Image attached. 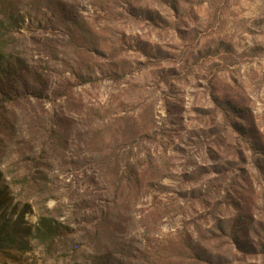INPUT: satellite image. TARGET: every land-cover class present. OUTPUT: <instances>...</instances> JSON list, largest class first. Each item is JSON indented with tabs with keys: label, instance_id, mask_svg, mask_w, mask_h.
<instances>
[{
	"label": "rangeland",
	"instance_id": "374dc122",
	"mask_svg": "<svg viewBox=\"0 0 264 264\" xmlns=\"http://www.w3.org/2000/svg\"><path fill=\"white\" fill-rule=\"evenodd\" d=\"M0 192V264H264V0H0Z\"/></svg>",
	"mask_w": 264,
	"mask_h": 264
},
{
	"label": "trees",
	"instance_id": "16d2710c",
	"mask_svg": "<svg viewBox=\"0 0 264 264\" xmlns=\"http://www.w3.org/2000/svg\"><path fill=\"white\" fill-rule=\"evenodd\" d=\"M5 197L2 196L0 192V207L4 204ZM9 222L7 220H3L0 225V248L4 246H10L15 243L16 239V229H20L22 227V222H17L13 225H8ZM56 229H54V225L51 220L46 218H42L39 221L38 226L35 229L34 236L41 242L52 243L56 237Z\"/></svg>",
	"mask_w": 264,
	"mask_h": 264
}]
</instances>
